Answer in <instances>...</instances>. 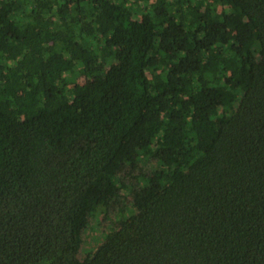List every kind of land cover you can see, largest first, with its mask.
Returning <instances> with one entry per match:
<instances>
[{
  "label": "trees",
  "instance_id": "obj_1",
  "mask_svg": "<svg viewBox=\"0 0 264 264\" xmlns=\"http://www.w3.org/2000/svg\"><path fill=\"white\" fill-rule=\"evenodd\" d=\"M0 264H264V0H0Z\"/></svg>",
  "mask_w": 264,
  "mask_h": 264
},
{
  "label": "rangeland",
  "instance_id": "obj_2",
  "mask_svg": "<svg viewBox=\"0 0 264 264\" xmlns=\"http://www.w3.org/2000/svg\"><path fill=\"white\" fill-rule=\"evenodd\" d=\"M83 82L84 78L80 76L78 78V84L81 85ZM115 212V208H112L108 213L97 215L95 219L92 220L90 228L82 236L81 258L89 251L97 248L104 241L111 227L110 222L115 217Z\"/></svg>",
  "mask_w": 264,
  "mask_h": 264
}]
</instances>
